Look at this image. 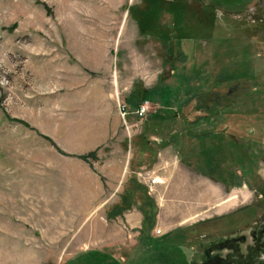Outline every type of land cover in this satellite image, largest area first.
<instances>
[{"label":"rangeland","instance_id":"rangeland-1","mask_svg":"<svg viewBox=\"0 0 264 264\" xmlns=\"http://www.w3.org/2000/svg\"><path fill=\"white\" fill-rule=\"evenodd\" d=\"M174 1L186 16L214 20L211 41L179 49L177 35H143L129 10L144 0H0V264H199L207 244L263 221L264 0ZM220 72L244 76L222 84ZM159 83L170 90L153 91L160 104L150 93L146 116L138 106L129 113V91ZM153 110L164 124L148 137L173 132L177 141L160 147V226L148 233L99 206L116 180L101 165L119 149L111 127L119 121L128 148L142 131L129 123H150ZM95 149L88 162L76 157ZM127 174L116 201L131 186Z\"/></svg>","mask_w":264,"mask_h":264},{"label":"trees","instance_id":"trees-1","mask_svg":"<svg viewBox=\"0 0 264 264\" xmlns=\"http://www.w3.org/2000/svg\"><path fill=\"white\" fill-rule=\"evenodd\" d=\"M145 4L144 6L141 7H136L129 10L131 17L135 20L138 30L140 31V33H142L145 36H150V37H159L162 40H169L170 37H172V39H175V35L176 36V42L178 44V48H182V43L184 44L185 42H189V43H194L200 40H209L211 41L213 39V32L212 29L214 27V20L213 19H209V18H202L200 17V15H198V13L193 14L191 12V10L188 12V16L184 15L185 9H183L177 1L174 0H144ZM43 7L46 9V11L49 13L50 11L47 9V6L43 4ZM187 10V9H186ZM191 14V15H189ZM165 16H168L171 18L172 20V24L171 21L169 23H164V18ZM194 25L195 27H199L200 31H195L193 28H191L189 26V24ZM174 23V24H173ZM172 26V27H171ZM196 32V33H195ZM209 34H208V33ZM197 34V35H196ZM168 47H170V56H171V63L173 65H175V63H179L181 62L179 59L180 53H178V49L175 48L174 44L171 42V45H168ZM176 50V51H175ZM182 51V50H181ZM183 55H187V54H183ZM242 64L244 65V63L242 62ZM245 66H243V70H241V73H244L243 71ZM226 70H223L222 72H225ZM222 72H220V74H218L216 76L217 81L221 82L223 84L224 81L226 80H233V79H237L239 77L244 76V74H240L238 75L237 72L236 74H234V76L232 78L230 77H226V79H220L222 78L221 75ZM227 74V72H226ZM220 83V84H221ZM160 83L153 88H145V87H140V86H135L131 92H129V94L127 95V98L129 99V102L131 105H134L133 110L145 99H148V95L151 93L153 96L156 97L152 98L153 102H156L158 104H160V94H155L153 93V91H156V89L159 87ZM168 88H166V86L164 87L163 85H160V91H162V93H165V95H167L170 90H167ZM177 91V89H176ZM173 94H170L169 97L166 99V101H169L168 103H171L170 97L175 96L174 92L172 91ZM230 93V92H228ZM158 97V99H157ZM224 97V96H223ZM127 99V100H128ZM223 99V98H222ZM221 105L225 104L226 102H224V100L222 102H220ZM168 106V105H166ZM170 107V106H169ZM198 107V106H197ZM204 107V106H202ZM206 107V106H205ZM173 110V109H172ZM170 111L169 113L171 114L173 111ZM160 111V109L158 110ZM149 118V122L150 123H143L141 124L142 126V131L140 134H136L134 136H132V138L130 139V142L132 143V145L136 148L137 152H139L140 154H142V150H147L149 152V154L152 156V160L151 162L154 161V157L156 155L155 150L150 151V140L148 137V134H150L149 129L152 131L153 133V123H158L157 121H160V124H164L163 120L164 118H162V116L160 115V112H155L154 114H150L148 116ZM14 121L20 122L22 124H24L25 126H27V123H25L22 120H19L17 118H12ZM224 134L219 133L216 135V137L218 138H222ZM172 138H170L169 140H167L166 138L163 139L160 142V147L162 148L165 145L168 144H174L175 142H173V140H176L174 138V134L172 132ZM208 136V133L206 134V138ZM45 139H47L48 141H50L53 146L61 153H64L61 149L58 148V146H56V144L51 140V138H49L48 136H44ZM201 137H204V135L199 136V138L195 137L194 139L197 141L198 139H200ZM199 141V140H198ZM213 144H215V142H212ZM221 143V142H219ZM96 152L97 149L95 150H91L88 151L87 153L81 154V155H76V157L82 159L83 161L88 162L89 159H95L96 158ZM206 157L209 156V158H213L212 156H214V154H206ZM140 163V162H139ZM129 183H131V186L127 189L128 193H123L122 197H121V201L119 203L118 206H114V212L112 214V216H116L121 214L124 210L130 208L132 206L133 203H135L136 201L134 200V198H136L135 193H139L140 196H138L140 198V202L138 204V208L141 211L142 215H143V219H142V225L144 226V231L148 232L152 229V227L155 224L156 221V213H157V206L155 204V202L153 201V199H151V197L147 194V189L146 187L139 183L135 176L128 178ZM239 183V182H238ZM146 223V224H145ZM149 235V234H148Z\"/></svg>","mask_w":264,"mask_h":264},{"label":"crops","instance_id":"crops-1","mask_svg":"<svg viewBox=\"0 0 264 264\" xmlns=\"http://www.w3.org/2000/svg\"><path fill=\"white\" fill-rule=\"evenodd\" d=\"M132 89L129 91L131 92ZM129 94V93H128ZM127 94V95H128ZM113 97V96H112ZM117 98H116V102L115 99L111 100V107L114 110V113L117 115L116 109H118L117 105ZM125 104L127 105V108L129 110V113H133V107L134 105H131L130 102H125ZM157 108L159 110L160 106L158 104ZM156 110H153L152 113H155ZM128 113V114H129ZM132 125V130L138 131L139 128L141 127V122L139 124H135L133 122L129 123ZM135 128V129H134ZM113 135V136H112ZM119 121L117 120V122L115 121V124L111 127V138L115 139L117 142V145L119 146V149H114V155H112V157H110L108 160L106 161H102V175L107 176V177H111V178H115L117 180V178H119V176L123 173L126 174L128 173L127 177H133L135 176L136 180L143 184L146 188L147 185L145 183H143V181H141L138 173H152V175H156L158 176V179L160 180V142L163 140L160 135L158 134H154V135H150L149 136V140H150V151L153 152V150H155V157H154V161L151 162L152 160V156L149 154V152L147 150H142V154H140L139 152H137L136 148L132 145V143H130V139L132 136H130L131 134L129 133V146L128 148H124V142L126 140V137H119ZM116 151H123L122 156H125V159H120L116 156H119L118 152L115 153ZM129 151L127 159H126V152ZM116 157V158H115ZM140 162V163H139ZM149 166V167H148ZM149 168V169H148ZM116 180L113 182L112 184V188L110 190V188H108V194L104 197L101 198V200H103L102 204H100L99 208H106L108 212L105 213L106 218H111L110 215L114 212V206H118L119 205V200L116 201L115 197V193L118 192L116 186ZM148 189V188H147ZM148 194L155 200L156 206H157V213H156V226H160V182L158 184L153 185L152 190L149 191L148 190ZM118 197V196H117ZM120 199V197H119ZM224 200L221 202V204L223 205ZM138 204L139 202L133 203L132 206L126 210H124L121 214L116 215L115 217H113L114 219L116 218L118 219H122L123 222H125V224H127L128 226L138 230L141 227L142 224V219H143V215L141 213V211L138 208ZM220 204V205H221ZM219 205V204H218ZM215 209V208H214ZM110 212V213H109ZM218 215V214H217ZM210 217V216H208ZM203 219V218H202ZM195 221V220H194ZM140 237H143V233L140 232Z\"/></svg>","mask_w":264,"mask_h":264},{"label":"flooded vegetation","instance_id":"flooded-vegetation-1","mask_svg":"<svg viewBox=\"0 0 264 264\" xmlns=\"http://www.w3.org/2000/svg\"><path fill=\"white\" fill-rule=\"evenodd\" d=\"M238 170L241 171V169ZM262 220L257 228H251L248 236L239 235L244 236V241L239 243L238 250L236 248H234L235 250L229 249L225 253V248L212 250L208 252L209 254L203 256L199 264L207 261V264H219V258H226V262L221 264H264V258H261V254L264 253V216ZM230 244L234 246L233 242H230Z\"/></svg>","mask_w":264,"mask_h":264},{"label":"built area","instance_id":"built-area-1","mask_svg":"<svg viewBox=\"0 0 264 264\" xmlns=\"http://www.w3.org/2000/svg\"><path fill=\"white\" fill-rule=\"evenodd\" d=\"M148 107H149V101L145 100L144 102H142L141 104L138 105L135 113L139 116H146L147 115V111H148ZM118 109L120 114L122 115V117L124 118L125 115L127 114L126 111V105L125 104H121L120 102H118ZM139 177L145 181L146 185L148 186L149 191L152 190L153 185L159 183L158 178L152 174H148V173H138ZM155 232L157 234H159L161 232L160 229H156ZM261 258H264V253L261 254Z\"/></svg>","mask_w":264,"mask_h":264},{"label":"water","instance_id":"water-1","mask_svg":"<svg viewBox=\"0 0 264 264\" xmlns=\"http://www.w3.org/2000/svg\"><path fill=\"white\" fill-rule=\"evenodd\" d=\"M244 241V236H237V237H230V238H226V239H222L219 241H215V242H210L209 244H207L206 248L204 249L203 252V256L206 254H209L208 252H211L212 250H221L223 248L225 249H234L236 248L237 250L239 249V243ZM230 242L234 243L230 244ZM235 250V249H234ZM207 252V253H206ZM233 254V253H232ZM220 259V263L222 262H226V258H219ZM207 262H203L202 264H207Z\"/></svg>","mask_w":264,"mask_h":264}]
</instances>
